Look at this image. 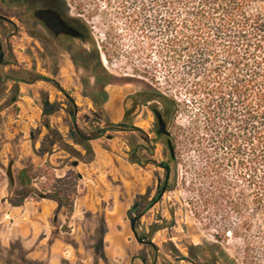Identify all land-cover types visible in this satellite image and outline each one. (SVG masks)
Masks as SVG:
<instances>
[{"label":"rangeland","instance_id":"1","mask_svg":"<svg viewBox=\"0 0 264 264\" xmlns=\"http://www.w3.org/2000/svg\"><path fill=\"white\" fill-rule=\"evenodd\" d=\"M31 1L38 5L50 1L62 5L83 25L86 41H75L73 65L63 52L50 59L45 67L40 57L41 47L33 37V33L41 30L38 23L30 20L28 13H2L14 23L13 27L0 20V44L5 63L11 60L23 70L29 68L25 79L30 80L37 73L55 79L64 86L67 95L71 94L82 104L81 107L88 103L89 98L84 95L95 96L102 88L100 75L111 77L107 90L115 91L120 99H124L127 116L121 122L133 124L137 129L122 130L108 124L105 126L107 132L105 129L102 132L117 138L120 159L118 168L108 174L110 200L115 195L127 208L124 222L118 228L128 237L125 252L113 253L107 258L100 244L102 222H75L76 218L57 222L53 221L52 213L48 221L41 220L40 214L49 211L48 201L39 195L49 196L54 185L51 177L58 176L51 164H30L18 149L22 140H28L31 134L36 137L42 132V125L50 122L52 113L44 116L42 112L44 100L57 105L62 102L58 103L54 94L49 93L44 79L35 86L20 85V92V86L10 81L12 72L4 70V63L0 65V264H53L54 261L57 264H244L243 242L230 232L236 223L235 213L229 218L222 216L203 199L197 185H191L190 171L185 168L188 159L185 153L179 157L174 169L169 163L167 189L158 201L153 202L159 190L157 186L163 184L165 170L152 161L168 162L169 152L166 136L156 133L157 119L152 108L154 105L161 107V104L152 95L158 87L166 95H171L174 90L116 4L113 1L108 4L106 0ZM59 69L58 73L52 71ZM39 91H44L45 96L33 98ZM28 94L32 101L21 98ZM96 99L102 101V95H96ZM185 119V115H180L177 122L184 123ZM49 134L52 139L61 141L55 129ZM85 148L84 157L88 159L91 150ZM68 159L70 166V161L78 158L71 155ZM136 160L139 162H134ZM10 162L13 164L12 183L6 174ZM21 169L28 171L22 183ZM66 174L70 175L66 179L69 192L74 189L77 196L79 188L74 172L70 170ZM20 201L24 204L16 206ZM134 203L137 207L133 210ZM140 212L142 215L136 221L135 229L140 238L151 241L153 246L139 243L130 229V218ZM23 221L24 228L27 230L29 226L31 231L22 241L16 232L23 226ZM36 221H41V227ZM256 255L264 264V250L258 249ZM182 257L186 259L177 260Z\"/></svg>","mask_w":264,"mask_h":264},{"label":"trees","instance_id":"2","mask_svg":"<svg viewBox=\"0 0 264 264\" xmlns=\"http://www.w3.org/2000/svg\"><path fill=\"white\" fill-rule=\"evenodd\" d=\"M106 1L116 4L174 90L166 95L158 87L152 95L174 154L152 162L174 169L185 153L191 185L222 216L235 213L230 232L243 242V263L263 264L256 252L264 250V0ZM33 79L67 95L52 79ZM180 115L184 123L177 122ZM69 177L52 176L45 196L65 208L66 221L76 198Z\"/></svg>","mask_w":264,"mask_h":264},{"label":"crops","instance_id":"3","mask_svg":"<svg viewBox=\"0 0 264 264\" xmlns=\"http://www.w3.org/2000/svg\"><path fill=\"white\" fill-rule=\"evenodd\" d=\"M70 63L73 65L74 61ZM3 68L5 71L11 70L12 73L9 79L12 84L17 83V86L24 84L31 87L43 80L33 79L34 77L32 76V79L30 78L31 80L27 81L24 75H27L30 69L25 68L23 70L11 60H6V65ZM35 75L40 74L37 73ZM110 78L100 75L98 79L102 88L96 95H102L103 99L95 103L93 97L96 99V95L86 94L84 95L85 98L89 99L87 105L84 107H81L82 104L78 103L71 94L65 95L50 81L44 80L47 82L49 93L54 94L58 103L60 101L62 103L58 105L53 104L52 114L49 115L50 122L42 125L43 130L36 137L31 134L28 140H22L20 149H18L26 159H29L30 164H36L37 166H41L43 163L51 164L52 169L58 177H63L70 170L79 175L77 179L78 195L74 200V211L70 219L75 220L76 218L75 222H102L100 244H102L103 254L107 258L113 253L120 254L125 252L128 237L126 232L118 228L124 222L127 208L115 195H113L112 201L110 200L112 195L110 193L108 174L114 172L116 167L118 168V160L120 159L117 138L106 134H98V131L101 129H105V133L107 132L106 125H116L121 122L125 114L124 99H120L115 91L109 92L107 90L106 85L110 83ZM52 80L55 81V79ZM59 85L65 90L63 85ZM44 88L46 89V87ZM19 89L21 92V86ZM41 92L39 91L38 94H34L32 97L45 96L46 93L44 91ZM21 98L32 101L30 94ZM43 115L46 116V114ZM93 127L97 128L94 129ZM54 129L60 134L61 141L54 140L50 136L49 133ZM63 143L71 147L75 151V154L65 148ZM86 146L91 150V157L88 159L84 157ZM71 155L76 156L78 159L71 160L70 166H68V161L70 160L68 158ZM74 162H77L76 166L73 165ZM10 163L13 166L12 162ZM27 172L26 169H21L23 181ZM41 199L48 201L46 206L47 211H49L46 214H40L41 220L48 221L52 213L53 221H66V210L61 204L53 198ZM35 203L40 202L35 201ZM23 204L24 201H20L16 206H22ZM14 221L12 220V223ZM22 223L23 226L21 225L22 227L16 232V235L20 236L23 241L26 234H29L31 230L29 226L26 230L24 228V221ZM36 224L38 227H41V221H36ZM46 239V234H44L43 241ZM52 247L54 248L56 245L52 244ZM53 248L54 252L55 249ZM40 252L38 251V253ZM42 252L47 254L45 250H42ZM53 264H57V261H54ZM97 264L99 263L97 262Z\"/></svg>","mask_w":264,"mask_h":264},{"label":"flooded vegetation","instance_id":"4","mask_svg":"<svg viewBox=\"0 0 264 264\" xmlns=\"http://www.w3.org/2000/svg\"><path fill=\"white\" fill-rule=\"evenodd\" d=\"M15 4V6H13ZM49 9L56 12L65 25L67 27L73 28L74 31L70 32H61L57 35L54 34L52 30H50L43 21L38 20L34 13L37 10ZM13 12V13H28L30 14L29 19L37 22L40 26L41 30L38 33H33V37L37 39L40 45V57L42 59V63L45 67L49 65L50 59H54L57 55H62L63 52L68 55L70 61L74 59V49H75V41H86V35L84 34L83 25L73 17L70 16V13L59 3L55 1L50 2H42L41 4H36L35 1L31 0H0V15L2 13ZM5 17L4 15H2ZM3 22H6L14 27V23L11 19L5 17L4 19H0ZM75 34V36L72 35ZM1 53L3 54V60L0 62V65L5 63L4 60V52L1 45ZM53 57V58H52ZM6 64V63H5ZM4 64V65H5ZM53 73H58L60 71H54ZM55 84L59 85L56 81ZM60 86V85H59ZM61 87V86H60ZM125 117V114H124ZM125 124L123 127H119L122 130H137L134 128L133 124H128L127 122H121ZM157 130V129H156ZM141 214L138 213V215ZM146 244V243H145ZM150 245V244H148ZM153 246V245H151Z\"/></svg>","mask_w":264,"mask_h":264},{"label":"water","instance_id":"5","mask_svg":"<svg viewBox=\"0 0 264 264\" xmlns=\"http://www.w3.org/2000/svg\"><path fill=\"white\" fill-rule=\"evenodd\" d=\"M34 15L38 20L43 21L44 24L50 30H52L54 32L55 35H57L61 32H70L71 33L72 31H74L73 28L67 27L65 25V23L63 22V20L61 19V17L56 12H54L52 10H49V9H42L41 10L40 9V10L35 11ZM4 18L5 17L0 15V19H4ZM72 35L75 36V34H73V33H72ZM2 60H3V54L1 53V44H0V62H2ZM53 108H54L53 104H51L49 101H45L42 105V112H43V114H48L49 112H51L53 110ZM156 119H157L156 133L158 135L168 136L169 132L167 131L166 124H165L163 117L159 114H156ZM124 125L125 124H123V123L116 124L117 127H123ZM167 147H168L169 154H170L171 158H173V156H174L173 148H172L169 140H167ZM73 165L76 166L77 162H74ZM11 166H12L11 163H9L7 166V169H6V174L9 178V180L11 182H13V175H12V171H11ZM164 170H165V176L163 179V184L160 187L157 186V188L159 190L157 193V197H156L155 201H153V202L158 201L167 189V185H168V181H169V177H170V166L165 165ZM39 198H45V195L40 194ZM136 207H137V203H134L132 205V209L134 210V209H136ZM141 215H142V213L130 218V220H129L130 221V229H131L135 239L139 243H146V244L153 245V243L151 241H146V240L140 238L136 229H135V223L141 217ZM185 259L186 258L182 257V258H178L177 260H185Z\"/></svg>","mask_w":264,"mask_h":264},{"label":"built area","instance_id":"6","mask_svg":"<svg viewBox=\"0 0 264 264\" xmlns=\"http://www.w3.org/2000/svg\"><path fill=\"white\" fill-rule=\"evenodd\" d=\"M101 59H102V63L105 65L106 60L103 55L101 56Z\"/></svg>","mask_w":264,"mask_h":264}]
</instances>
